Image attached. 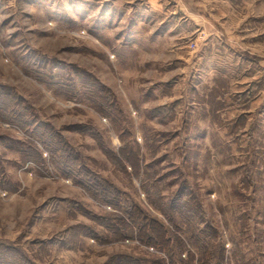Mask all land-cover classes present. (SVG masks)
I'll list each match as a JSON object with an SVG mask.
<instances>
[{"label":"rangeland","instance_id":"374dc122","mask_svg":"<svg viewBox=\"0 0 264 264\" xmlns=\"http://www.w3.org/2000/svg\"><path fill=\"white\" fill-rule=\"evenodd\" d=\"M45 126L169 243L119 237ZM0 243L29 264H264V0H0Z\"/></svg>","mask_w":264,"mask_h":264},{"label":"trees","instance_id":"16d2710c","mask_svg":"<svg viewBox=\"0 0 264 264\" xmlns=\"http://www.w3.org/2000/svg\"><path fill=\"white\" fill-rule=\"evenodd\" d=\"M174 107L175 105H173L171 112L174 111ZM165 108V106L159 108L160 110L155 112V114L163 113ZM23 122L21 123L23 124ZM44 128L45 133H41L40 135L35 127V132L33 130L31 132L36 133V136L41 140L49 153L57 159L60 168L63 170V175L72 178L74 182L79 184L84 190H87L91 195L98 196L99 198L102 197L108 204L122 209L121 214L114 215L109 223L110 228L113 230L116 228L115 232L119 237L125 238L123 236H128L123 231L124 229L129 231L128 229L131 228L137 230L138 238L142 242L151 246H157L158 243H169L167 232L161 223L153 220L148 221L144 216V212L136 204L133 205L132 201L124 193L115 189L111 190L109 187H103V184L98 181L97 177L95 178L84 166L77 163V154L69 148L68 144L63 139H58L56 135L50 133L49 126H45ZM121 154L125 161L120 162L128 164L133 173L137 175L140 169L137 154L126 149H122ZM101 188L102 190H100ZM55 203H57L59 209L62 206L66 207L68 205L67 201H56ZM16 247V244L0 243V264H29L26 262V258L23 257L24 255L20 252V249ZM190 255L192 258L193 255ZM16 256H19V258L17 259ZM208 263L210 261L207 259L203 261V264Z\"/></svg>","mask_w":264,"mask_h":264},{"label":"crops","instance_id":"0c3cea01","mask_svg":"<svg viewBox=\"0 0 264 264\" xmlns=\"http://www.w3.org/2000/svg\"><path fill=\"white\" fill-rule=\"evenodd\" d=\"M163 25H164V29L168 27V23H166V24L164 23ZM170 25H171V24H170ZM165 31H167V30L165 29ZM165 31H164L163 33H164V35L166 34L165 36H167V33H165ZM130 35H131V34H130Z\"/></svg>","mask_w":264,"mask_h":264},{"label":"built area","instance_id":"2783aa9c","mask_svg":"<svg viewBox=\"0 0 264 264\" xmlns=\"http://www.w3.org/2000/svg\"><path fill=\"white\" fill-rule=\"evenodd\" d=\"M191 47H192V48H194V43H193V44H191Z\"/></svg>","mask_w":264,"mask_h":264}]
</instances>
